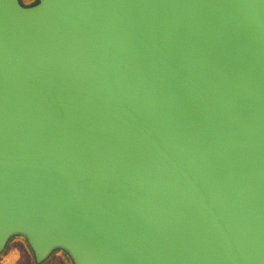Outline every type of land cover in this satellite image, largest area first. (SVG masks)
<instances>
[{
    "label": "water",
    "instance_id": "1",
    "mask_svg": "<svg viewBox=\"0 0 264 264\" xmlns=\"http://www.w3.org/2000/svg\"><path fill=\"white\" fill-rule=\"evenodd\" d=\"M264 264V0H0V259Z\"/></svg>",
    "mask_w": 264,
    "mask_h": 264
},
{
    "label": "rangeland",
    "instance_id": "2",
    "mask_svg": "<svg viewBox=\"0 0 264 264\" xmlns=\"http://www.w3.org/2000/svg\"><path fill=\"white\" fill-rule=\"evenodd\" d=\"M8 258L9 257L6 256L5 258L0 259V264H30V260L25 251L24 253H21L19 259L16 258L15 260H8ZM56 260L53 261V264H65L60 258H57Z\"/></svg>",
    "mask_w": 264,
    "mask_h": 264
},
{
    "label": "crops",
    "instance_id": "3",
    "mask_svg": "<svg viewBox=\"0 0 264 264\" xmlns=\"http://www.w3.org/2000/svg\"><path fill=\"white\" fill-rule=\"evenodd\" d=\"M21 253H24V249L22 248V246L17 244L11 248V250L8 252V254L6 256L9 257L8 260H15L16 258L19 259V257L21 256ZM56 261H58V260H56ZM51 264H53V262Z\"/></svg>",
    "mask_w": 264,
    "mask_h": 264
}]
</instances>
